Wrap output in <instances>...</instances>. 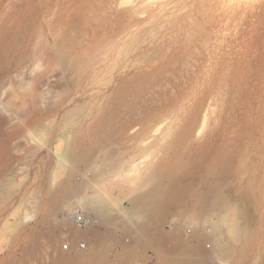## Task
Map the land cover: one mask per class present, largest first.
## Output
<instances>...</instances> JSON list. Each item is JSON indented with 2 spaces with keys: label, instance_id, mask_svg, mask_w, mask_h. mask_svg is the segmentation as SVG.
Returning <instances> with one entry per match:
<instances>
[{
  "label": "rangeland",
  "instance_id": "obj_1",
  "mask_svg": "<svg viewBox=\"0 0 264 264\" xmlns=\"http://www.w3.org/2000/svg\"><path fill=\"white\" fill-rule=\"evenodd\" d=\"M222 1L0 0V264H264V0Z\"/></svg>",
  "mask_w": 264,
  "mask_h": 264
},
{
  "label": "bare ground",
  "instance_id": "obj_2",
  "mask_svg": "<svg viewBox=\"0 0 264 264\" xmlns=\"http://www.w3.org/2000/svg\"><path fill=\"white\" fill-rule=\"evenodd\" d=\"M130 1L131 0H122V2H130ZM120 176H123V175H120ZM128 177H129V175H128ZM85 181H86V178H84V180L81 182H72V184H71L72 185V190H71L72 194L71 195H73L74 198L73 197L72 198L74 199V201H67L68 203L66 202L67 205H65V207L67 208V211H68L67 212L68 216H67V218L64 219V226L66 227L65 234L68 236V238L72 236L73 247H71L70 250L66 251V250H63V249L58 247V244H57L58 242L56 244H51L49 246L50 247L49 249L55 255V258L57 257L61 262H66V261L69 262L72 259L73 260L75 259L74 261H76V259L79 260V259H84V258L89 257L93 253V249L95 247L94 239L99 235V233H101V231L97 228V225L99 224V222H101V224H104V219H105L104 216H106V215L103 214V213H105V211H103V209L101 210L100 208H98V205H100V203H99V198H98L97 194H94V193L88 194V193H86V191L84 192L83 189L81 188V185L85 184L84 183ZM86 190H87V188H86ZM78 208L81 209L83 211V213H85V214H89L91 211L96 210V213L98 215L97 223H91V224L87 225L86 227H81L76 222H74L70 217H71V214L75 211V209H78ZM81 239H84L87 241V247L85 249H81L78 247V242ZM69 240H71V239H69ZM51 241H50V243H51ZM48 253H49V251H48Z\"/></svg>",
  "mask_w": 264,
  "mask_h": 264
},
{
  "label": "built area",
  "instance_id": "obj_3",
  "mask_svg": "<svg viewBox=\"0 0 264 264\" xmlns=\"http://www.w3.org/2000/svg\"><path fill=\"white\" fill-rule=\"evenodd\" d=\"M74 222H76L81 227H86L91 223H97V218L92 214H85L81 209H75V211L71 214L70 217ZM73 246L72 242H67L64 244L65 249H69ZM78 247L81 249H85L87 247V242L85 240H81L78 242Z\"/></svg>",
  "mask_w": 264,
  "mask_h": 264
}]
</instances>
